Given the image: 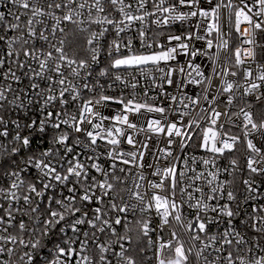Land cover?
<instances>
[{
    "label": "snow or ice",
    "instance_id": "1",
    "mask_svg": "<svg viewBox=\"0 0 264 264\" xmlns=\"http://www.w3.org/2000/svg\"><path fill=\"white\" fill-rule=\"evenodd\" d=\"M0 4V264H264V0Z\"/></svg>",
    "mask_w": 264,
    "mask_h": 264
},
{
    "label": "built area",
    "instance_id": "2",
    "mask_svg": "<svg viewBox=\"0 0 264 264\" xmlns=\"http://www.w3.org/2000/svg\"><path fill=\"white\" fill-rule=\"evenodd\" d=\"M0 11H5V12H7V8L6 7H4L2 4H0ZM222 23H224V21H223V19H222ZM174 31H176V32H179V31H182L183 29L179 26V25H176V26H174V29H173ZM225 30H227V29H225ZM71 39H72V37H71V35L69 36V40L71 41ZM257 39L258 40H264V36H261V35H258V37H257ZM79 43V41H76L75 43H70V44H68L67 46H66V51L68 52V54L71 56L72 54H73V51L74 50H76L77 51V54L79 55V56H83V55H85L82 51H79L78 49H77V44ZM257 53H258V55H257V59H259L260 57H259V49H257ZM180 59L181 60H183L184 58L183 57H180ZM198 62H203V61H198ZM253 67H254V65H253ZM187 92H188V94H193V93H199V88H196V87H194V86H190V87H188L187 88V90H186ZM109 94H111V93H109ZM116 106L115 105H113L112 106V108L114 109ZM222 107V106H221ZM107 111V110H106ZM233 132H235L236 134H239V130L238 129H233L232 130ZM189 151H191V149H189ZM243 152H244V148H243V146L242 145H238L237 146V153H236V156H237V158L238 159H240V161H241V164H243V159H242V154H243ZM200 153H197V155H199ZM221 164H226L227 163V160H223V161H221L220 162ZM107 165L105 164V167H106ZM94 175H95V173H93ZM55 239V238H54ZM153 239H155V235H153ZM51 247V245H49V248ZM47 254V249L45 250V252H44V255H46ZM43 258V257H42Z\"/></svg>",
    "mask_w": 264,
    "mask_h": 264
}]
</instances>
